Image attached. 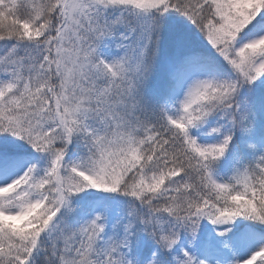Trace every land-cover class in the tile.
Wrapping results in <instances>:
<instances>
[{
    "label": "snow or ice",
    "instance_id": "1",
    "mask_svg": "<svg viewBox=\"0 0 264 264\" xmlns=\"http://www.w3.org/2000/svg\"><path fill=\"white\" fill-rule=\"evenodd\" d=\"M0 264H264V0H0Z\"/></svg>",
    "mask_w": 264,
    "mask_h": 264
}]
</instances>
